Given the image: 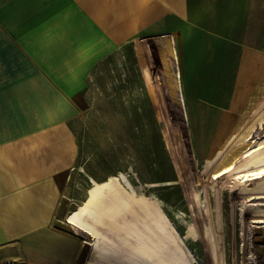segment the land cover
I'll use <instances>...</instances> for the list:
<instances>
[{"label":"rangeland","instance_id":"rangeland-1","mask_svg":"<svg viewBox=\"0 0 264 264\" xmlns=\"http://www.w3.org/2000/svg\"><path fill=\"white\" fill-rule=\"evenodd\" d=\"M186 46L137 38L93 67L53 219L80 240L77 264H264V59L206 146Z\"/></svg>","mask_w":264,"mask_h":264},{"label":"crops","instance_id":"crops-1","mask_svg":"<svg viewBox=\"0 0 264 264\" xmlns=\"http://www.w3.org/2000/svg\"><path fill=\"white\" fill-rule=\"evenodd\" d=\"M166 35L187 45V114L211 140L260 74L264 0H0V264H77L80 240L53 223L70 123L100 59Z\"/></svg>","mask_w":264,"mask_h":264},{"label":"bare ground","instance_id":"bare-ground-1","mask_svg":"<svg viewBox=\"0 0 264 264\" xmlns=\"http://www.w3.org/2000/svg\"><path fill=\"white\" fill-rule=\"evenodd\" d=\"M260 159V158H259ZM261 160H262V158H261ZM255 162V161H254ZM262 162V161H261ZM248 165V164H247ZM253 168V167H252ZM74 221V220H73ZM256 222H261L262 221V219L261 218H258V219H256L255 220ZM76 222V221H75Z\"/></svg>","mask_w":264,"mask_h":264},{"label":"water","instance_id":"water-1","mask_svg":"<svg viewBox=\"0 0 264 264\" xmlns=\"http://www.w3.org/2000/svg\"><path fill=\"white\" fill-rule=\"evenodd\" d=\"M256 231H258V229H256Z\"/></svg>","mask_w":264,"mask_h":264}]
</instances>
